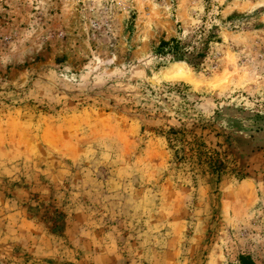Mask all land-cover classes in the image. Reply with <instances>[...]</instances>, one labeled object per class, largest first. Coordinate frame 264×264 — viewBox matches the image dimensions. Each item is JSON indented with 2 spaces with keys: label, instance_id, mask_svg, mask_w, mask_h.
Here are the masks:
<instances>
[{
  "label": "rangeland",
  "instance_id": "obj_1",
  "mask_svg": "<svg viewBox=\"0 0 264 264\" xmlns=\"http://www.w3.org/2000/svg\"><path fill=\"white\" fill-rule=\"evenodd\" d=\"M244 262L264 264V0H0V264Z\"/></svg>",
  "mask_w": 264,
  "mask_h": 264
},
{
  "label": "trees",
  "instance_id": "obj_2",
  "mask_svg": "<svg viewBox=\"0 0 264 264\" xmlns=\"http://www.w3.org/2000/svg\"><path fill=\"white\" fill-rule=\"evenodd\" d=\"M170 43H176L175 40H170V41H160L157 50L159 52H178V48L177 45L174 44L173 47L170 46ZM213 153V152H212ZM212 153H208V152H199L198 153V157H199V165L200 167H203L204 165H207L208 169L217 176V178L220 177L221 172H222V167H223V162L222 160V155L219 152H214ZM243 264H252V263H243Z\"/></svg>",
  "mask_w": 264,
  "mask_h": 264
},
{
  "label": "bare ground",
  "instance_id": "obj_3",
  "mask_svg": "<svg viewBox=\"0 0 264 264\" xmlns=\"http://www.w3.org/2000/svg\"><path fill=\"white\" fill-rule=\"evenodd\" d=\"M167 76L169 79L172 80H183L188 83L195 82V79L192 74L181 63L175 64L174 71L172 73H167Z\"/></svg>",
  "mask_w": 264,
  "mask_h": 264
}]
</instances>
